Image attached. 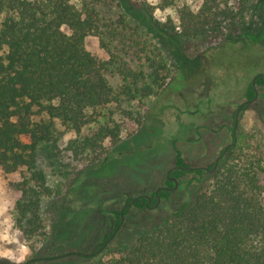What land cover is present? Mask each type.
<instances>
[{"label":"trees","instance_id":"1","mask_svg":"<svg viewBox=\"0 0 264 264\" xmlns=\"http://www.w3.org/2000/svg\"><path fill=\"white\" fill-rule=\"evenodd\" d=\"M110 1L118 9L115 17L105 15L99 0H0V172L26 171L16 185L20 198L13 208V224L24 238L38 234L39 210L43 198L51 195L45 174L37 167L39 155L56 159L59 153H69L67 157L73 161L103 167L109 149L106 145L120 142L125 121L110 116L86 136L81 134L83 128L99 122L106 106L123 101L141 103L143 98L155 97L166 83V63L154 50L146 52L144 68H133L139 64L132 67L133 58H126L136 53L130 51L124 30L136 37L141 34L144 43L150 44L148 38H152L175 46L184 39L235 32L243 24L246 10L245 0H198L196 9L179 3L175 22H160L148 0ZM177 2L160 0L158 7H172ZM89 35L98 38L106 59L85 49L84 39ZM112 74L120 77L117 87L110 84ZM253 83L264 86V74H255ZM247 96L249 100L254 96L251 83ZM246 106L243 103L240 109ZM120 112L127 116L125 120L138 121L133 112ZM67 133L74 136L64 142ZM231 136L234 141V133ZM170 144L174 164L168 176L178 180L185 193L183 200L132 242L94 264H264L260 147H241L225 160L221 155L222 164L205 186L206 170L185 162L176 138ZM235 146L227 145L225 151L231 152ZM196 183L200 189L191 197ZM173 185L165 175L162 185L129 195L121 206L111 209L113 228L94 252L127 227L120 223L122 215L131 218L132 213L160 209L157 201L168 202ZM43 246L37 259L23 264L60 260L51 259L57 256L51 254L46 241ZM76 255L86 257L83 252Z\"/></svg>","mask_w":264,"mask_h":264},{"label":"rangeland","instance_id":"2","mask_svg":"<svg viewBox=\"0 0 264 264\" xmlns=\"http://www.w3.org/2000/svg\"><path fill=\"white\" fill-rule=\"evenodd\" d=\"M99 1L105 15L118 14L114 1ZM148 1L155 6L154 17L160 22H175L179 3L191 9L199 6L198 0H178L174 6L161 9L160 0ZM245 1L243 24L224 37L184 39L168 46L152 38H148L150 44L144 43L141 34L136 37L124 30L130 40L128 45L132 46L130 51L136 53L126 59L133 58L132 67L140 65L133 68H144L145 54L151 50L165 61L168 73L163 89L155 97L143 98L141 103L110 104L102 110L99 122L83 128L81 134L86 136L110 116L125 121L120 142L106 145L109 149L103 167L73 161L67 157L69 153H59L56 159L44 153L39 155L37 167L43 170L51 195L43 198L39 210L41 227L34 237L24 238L13 224V208L20 198L16 185L26 171L0 172V264H23L37 259L44 251L45 241L51 254L57 256L51 259H60L52 264H94L96 259H107L111 252L132 242L137 234L179 205L185 195L182 188H174L168 202L159 201L158 210L132 213L131 218L122 215L120 223L125 222L127 227L109 244L105 243L104 250L94 252L113 228L111 209L121 206L129 195L147 193L163 184L166 171L174 164L170 144L173 138L191 167L209 168L227 145L237 144L231 152L223 151L222 160L237 154L241 147L257 144L262 152L264 186V86L254 85L256 98L244 109L237 108L249 100L247 87L253 76L264 74V0ZM84 47L98 59L107 58L94 35L85 37ZM109 81L117 87L120 77L112 74ZM120 110L133 112L138 121L125 120L127 116L121 115ZM73 136L67 133L64 142ZM222 162L218 160L216 167L206 172L205 186ZM194 186L191 197L200 189L199 183ZM260 201L264 206V191ZM78 252L86 257H78ZM31 264L44 263L34 260Z\"/></svg>","mask_w":264,"mask_h":264},{"label":"flooded vegetation","instance_id":"3","mask_svg":"<svg viewBox=\"0 0 264 264\" xmlns=\"http://www.w3.org/2000/svg\"><path fill=\"white\" fill-rule=\"evenodd\" d=\"M254 78H255V75L253 76V78H252V81H251V84L253 83V80H254ZM253 87H254V83H253V85H252ZM255 88V87H254ZM255 94V93H254ZM254 97V96H253ZM253 99V98H252ZM252 99H250V100H247L246 102H244V103H248L249 101H251ZM243 103H241V104H239V106L237 107L238 109H240V107H241V105H242ZM237 109V110H238ZM235 119V118H234ZM234 122H235V120H234ZM225 150V147L222 149V153H220V155H217L216 157H215V159H214V162H213V165H212V168H206V167H202L204 170H206V172H209V171H212L215 167H216V164H217V162H218V160H219V158H220V156L223 154V151ZM213 166H214V168H213ZM169 173V172H168ZM168 173H165V175L168 177V179H171L172 181H173V178L174 177H172V176H168ZM177 180V179H176ZM178 181V180H177ZM173 183H174V181H173ZM178 186V185H177ZM172 190L174 189L173 187L171 188ZM145 196H147V195H145ZM158 202H159V200H158ZM157 202V203H158Z\"/></svg>","mask_w":264,"mask_h":264},{"label":"water","instance_id":"4","mask_svg":"<svg viewBox=\"0 0 264 264\" xmlns=\"http://www.w3.org/2000/svg\"><path fill=\"white\" fill-rule=\"evenodd\" d=\"M252 85H253V83H252ZM254 97H253V99L252 100H254L255 98H256V89L254 88ZM213 168H214V166H213ZM169 172V169L166 171V173H168ZM173 181H174V185H173V188H176L177 187V185H178V182H177V180L175 179V178H173ZM158 202V201H157ZM112 237V236H111ZM67 254H69V253H67ZM61 256H63V255H61Z\"/></svg>","mask_w":264,"mask_h":264}]
</instances>
